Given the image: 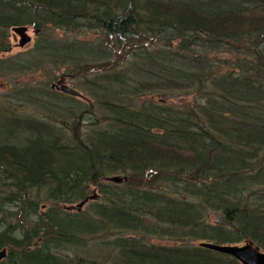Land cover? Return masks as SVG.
Wrapping results in <instances>:
<instances>
[{"label": "trees", "instance_id": "trees-1", "mask_svg": "<svg viewBox=\"0 0 264 264\" xmlns=\"http://www.w3.org/2000/svg\"><path fill=\"white\" fill-rule=\"evenodd\" d=\"M14 25L38 28L16 52ZM3 79L0 264L264 250V0H0Z\"/></svg>", "mask_w": 264, "mask_h": 264}, {"label": "water", "instance_id": "water-1", "mask_svg": "<svg viewBox=\"0 0 264 264\" xmlns=\"http://www.w3.org/2000/svg\"><path fill=\"white\" fill-rule=\"evenodd\" d=\"M13 35L14 37L19 36V46L23 47L24 44L31 41V36L28 33V26L26 25H14L12 26ZM38 29H35L37 31ZM66 77L61 75L59 79H57L56 82H53L51 84L52 87H56L61 89L65 93H69L73 96L82 97L83 93L78 90L77 88L73 87L70 84H67L65 82ZM108 180L112 182H122L123 177L119 174H115L113 176L108 177ZM98 193L94 190L92 194L84 197L83 200L77 202L76 204H73L69 206V208L74 209L76 208L78 211H80L85 203L89 199H94L98 197ZM200 246L207 247L212 250L220 251L222 253H228L232 255L233 257L237 258L239 261H241L242 264H264V250L260 249L258 245H255L252 240H247L243 244H231V243H216V242H210V241H202L200 242ZM5 248H2L0 250V259L6 255Z\"/></svg>", "mask_w": 264, "mask_h": 264}, {"label": "rangeland", "instance_id": "rangeland-1", "mask_svg": "<svg viewBox=\"0 0 264 264\" xmlns=\"http://www.w3.org/2000/svg\"><path fill=\"white\" fill-rule=\"evenodd\" d=\"M32 29H30V34L33 36V38H34V35H33V33H32V31H31ZM11 43L13 44V38L11 37ZM27 48H28V46H27ZM15 51H13V52H16V50H18L19 48H17V47H14L13 48ZM220 56H225L226 57V59L228 58V59H232L233 58V54L232 53H230V52H228V51H226V52H219L218 53ZM26 77V76H25ZM33 78V80H36V78H37V76H34V77H32ZM18 80H23V77H21V78H18ZM67 83H69V84H71L73 87H74V84H73V81L72 80H68L67 81ZM6 89V84H5V82H4V79L3 80H0V92H3L4 90ZM77 89H80V88H77ZM81 90V89H80ZM82 91V90H81ZM83 92V91H82ZM96 191V190H95ZM92 194V193H91ZM214 218V217H213ZM212 218V219H213ZM156 242H163V243H168L169 241L168 240H165V239H154ZM62 254H65L64 252H61Z\"/></svg>", "mask_w": 264, "mask_h": 264}, {"label": "flooded vegetation", "instance_id": "flooded-vegetation-1", "mask_svg": "<svg viewBox=\"0 0 264 264\" xmlns=\"http://www.w3.org/2000/svg\"><path fill=\"white\" fill-rule=\"evenodd\" d=\"M32 30V33H33V35L35 34V33H37L38 32V30L37 31H35V29H38V28H31ZM28 33H29V35L32 37L31 38V41L33 40V36L30 34V28L28 27ZM11 37L13 38V44H12V46H10V48H14V47H17L19 44H18V42H19V39H20V37L19 36H17V37H14V35H13V31L11 32ZM30 41V42H31ZM29 43V42H28ZM28 43H26V44H24V46H26ZM24 46L23 47H21V48H24ZM69 80V78L68 77H66V80H65V82L67 83V81ZM53 82V81H52ZM52 82H51V84H52ZM51 84H50V86H51ZM67 84H69V83H67ZM71 85V84H70ZM52 87V86H51ZM54 88H56V87H54ZM58 90V89H57Z\"/></svg>", "mask_w": 264, "mask_h": 264}]
</instances>
